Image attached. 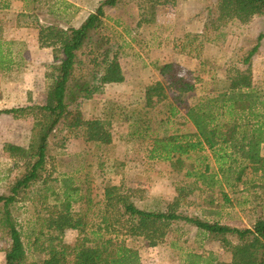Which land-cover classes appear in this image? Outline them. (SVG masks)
Returning <instances> with one entry per match:
<instances>
[{
    "label": "trees",
    "instance_id": "1",
    "mask_svg": "<svg viewBox=\"0 0 264 264\" xmlns=\"http://www.w3.org/2000/svg\"><path fill=\"white\" fill-rule=\"evenodd\" d=\"M10 1L5 0L0 8L9 9ZM124 1L104 0L79 27L39 26V45L52 49L55 61L46 73L45 104L0 111L14 116L28 111L34 119L33 138L27 148L11 143L4 146L15 167L22 169L10 193L0 196V233L11 241L6 250V264H142L139 250L130 246L128 239H142L157 247L167 242L172 227L181 222L196 227L209 239L220 241L232 253L230 263H216L212 258L187 253L188 264H264V216H258L252 228L242 229L179 211L180 199H185L193 189L190 186L195 190L218 191L227 203L230 200L225 185L234 190L248 174L261 181L258 187L264 189V93L254 85L252 69V60L264 35H260L257 46L245 57L246 69H232L224 79L211 74L207 77L210 85L204 74L193 79L174 74L173 83L180 93L173 98L168 96L162 82L146 89V108L156 109V115H150L145 108L124 112L129 124L127 140L143 144L147 163H167L172 172L189 181L186 183L189 185L178 189L179 197L173 204L164 210L142 208L132 195L111 186L104 193V215H95L93 198L81 195L82 189L74 188L72 178H61L59 190L46 195L43 201L49 218L38 217L47 231L37 232L30 244L35 251L42 249L46 256L38 262L30 261L31 249L25 243L13 207L20 201L31 200V189L46 183L44 175L52 160L49 143L56 128L64 123L70 131L81 130L89 149L96 148L90 151L92 158L98 157L101 164L105 156H97L98 153L105 148L110 150L113 145L106 121L86 119L73 106L82 99H92L105 86L126 79L118 53L110 58L111 49L106 47L107 38L101 33L107 8H117ZM178 1L144 0L138 25L154 23L159 6L175 5ZM256 18H264V0H218V25H213L219 29L221 24L231 21L249 24ZM116 24L121 25L119 21ZM97 36L94 51L92 44ZM18 45L17 41L0 38V74L19 69L25 63L24 51ZM92 54L88 68L94 67L86 71L87 68L83 69L86 58ZM168 70L173 72L174 66H164L161 74H167ZM191 93H197V98L187 105L185 96ZM182 108L186 109L185 122H177ZM189 125L193 131L184 128ZM75 204L80 205L77 213L73 212ZM211 214L220 217L218 212ZM90 216L100 217L101 221L98 218L94 222ZM70 229L79 231L72 245L64 242Z\"/></svg>",
    "mask_w": 264,
    "mask_h": 264
},
{
    "label": "rangeland",
    "instance_id": "2",
    "mask_svg": "<svg viewBox=\"0 0 264 264\" xmlns=\"http://www.w3.org/2000/svg\"><path fill=\"white\" fill-rule=\"evenodd\" d=\"M18 1L20 5L11 9L0 8V38L17 41V48L24 51L26 61L19 69L0 74V111L45 104L46 73L55 61L52 49L39 45V26L79 27L104 0ZM143 4L144 0H125L121 6L106 10L101 33L107 38L106 47L111 49L110 58L118 53L125 81L107 85L92 99H82L73 106V110L81 111L86 119L106 121L113 135V145L110 150L105 148L98 153L97 156H105L101 164L97 162L98 157L92 158L90 151L96 148L89 149L81 130L70 131L64 123L56 128L49 143L52 160L44 175L46 183L41 182L31 189V200L20 201L13 207L29 247L37 232L47 231L46 225L38 222L39 215L43 219L50 216L43 201L46 195L59 190V180L64 177L72 178L74 188L82 189L81 195L93 198L95 215H104V193L111 186L132 195L142 208L164 210L173 204L179 197L178 189L189 185L186 184L189 181L172 172L167 163H147L143 144L127 140L129 124L124 112L145 108L150 115H156V109L146 108V89L162 82L168 96L173 98L180 93L178 85L173 83L174 74L186 79H193L197 74H204L206 78L215 74L224 79L232 69H246L245 57L257 46L260 35H264V18H256L249 24L231 21L216 29L213 24H217L218 0H179L175 5H162L156 9L154 23L139 26ZM118 21L121 25L117 26ZM97 40L98 36L92 45ZM260 44L252 69L254 85L264 93V39ZM93 57L92 54L86 58L83 68H87L86 71L94 67L88 68V59ZM169 64L174 66L173 72L168 70L162 75L161 69ZM206 83L210 85L211 80L207 78ZM196 98L197 93L186 95L187 105H192ZM116 111L118 115L114 114ZM185 113L186 109L182 108L176 121L185 122ZM33 128V115L28 111L17 116L0 113V196L10 193L12 183L22 173L4 146L11 143L27 148L33 138ZM184 128L193 131L190 125ZM262 153L264 155V145ZM260 183L248 174L234 190L225 185L230 203L218 191L195 190L190 186L193 189L185 199H180L179 211L232 227L252 228L257 217L264 216V189L258 187ZM79 211L80 205L75 204L73 212ZM210 212H218L220 217L214 218ZM90 217L94 222L98 218V222L101 221L100 217ZM78 237V230H67L64 242L72 245ZM128 242L139 250L142 264H188L186 254L192 252L212 258L216 263L232 260V253L224 244L183 222L173 226L167 242L157 247H151L142 239H128ZM10 244L0 233V264H6ZM30 249L32 263L45 258L42 249L35 251L33 245Z\"/></svg>",
    "mask_w": 264,
    "mask_h": 264
},
{
    "label": "crops",
    "instance_id": "3",
    "mask_svg": "<svg viewBox=\"0 0 264 264\" xmlns=\"http://www.w3.org/2000/svg\"><path fill=\"white\" fill-rule=\"evenodd\" d=\"M4 1H1L0 0V4L1 3H3ZM26 3V2H25ZM14 5H16V6H18V5H20V1H18V0H16V1H14V0H12V3H10V8L9 9H11ZM7 10V9H6ZM25 11H27V10H25ZM25 11H23V13H26Z\"/></svg>",
    "mask_w": 264,
    "mask_h": 264
}]
</instances>
